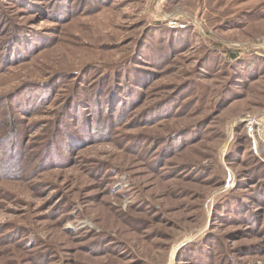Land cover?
Returning <instances> with one entry per match:
<instances>
[{
  "label": "rangeland",
  "instance_id": "obj_1",
  "mask_svg": "<svg viewBox=\"0 0 264 264\" xmlns=\"http://www.w3.org/2000/svg\"><path fill=\"white\" fill-rule=\"evenodd\" d=\"M0 264H264V0H0Z\"/></svg>",
  "mask_w": 264,
  "mask_h": 264
},
{
  "label": "built area",
  "instance_id": "obj_2",
  "mask_svg": "<svg viewBox=\"0 0 264 264\" xmlns=\"http://www.w3.org/2000/svg\"><path fill=\"white\" fill-rule=\"evenodd\" d=\"M176 20V19H175ZM171 24H178L176 21H174L173 23H171Z\"/></svg>",
  "mask_w": 264,
  "mask_h": 264
}]
</instances>
